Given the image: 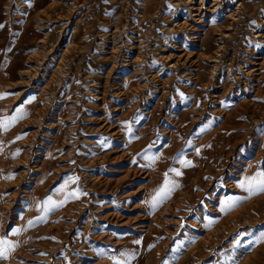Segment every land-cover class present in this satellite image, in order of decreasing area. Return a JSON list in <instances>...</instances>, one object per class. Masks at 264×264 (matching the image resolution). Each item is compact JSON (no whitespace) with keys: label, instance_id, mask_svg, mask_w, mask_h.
Returning <instances> with one entry per match:
<instances>
[{"label":"rangeland","instance_id":"1","mask_svg":"<svg viewBox=\"0 0 264 264\" xmlns=\"http://www.w3.org/2000/svg\"><path fill=\"white\" fill-rule=\"evenodd\" d=\"M0 25V264H264V0H0Z\"/></svg>","mask_w":264,"mask_h":264},{"label":"snow or ice","instance_id":"2","mask_svg":"<svg viewBox=\"0 0 264 264\" xmlns=\"http://www.w3.org/2000/svg\"><path fill=\"white\" fill-rule=\"evenodd\" d=\"M0 27H3V25H0ZM0 98H2V97H0ZM21 107H17L16 108V110H15L16 113H19L21 111ZM17 118L18 117L16 115H13L11 118L0 119V128H7L9 126V124L11 122H14L15 119H17ZM197 151H199V149H197ZM169 171L174 172L177 176L181 175V173L175 168L170 169ZM165 175L167 176V173H165ZM165 183L167 184L168 182L165 181ZM245 186H247V190L250 193L253 192V191H257V192L258 191H264V172H258L256 174V176L248 178L246 183H242L241 184V187H245ZM167 191H170V189H161V190H159L157 192V197L166 195ZM157 197H153V200H156ZM45 203H46L45 211H50L51 208L59 207L60 204L64 203V201H60L59 204H57L56 202H52L51 198H49L48 201H46ZM222 203H225L226 208H230V207L233 206L235 201L233 200V198H228L227 201H224ZM48 204H50L51 207H48L47 206ZM37 219L38 220L39 219H43V217H37ZM31 223L32 222L29 221V224H31ZM13 231H16V230L14 229ZM262 235H264V234H262ZM7 243L8 242L4 238H0V245H4V244H7ZM135 243H139V241H135ZM240 243H241V241L239 239H237L236 244L239 245ZM6 251H7V249L0 247V258H4L5 257Z\"/></svg>","mask_w":264,"mask_h":264},{"label":"bare ground","instance_id":"3","mask_svg":"<svg viewBox=\"0 0 264 264\" xmlns=\"http://www.w3.org/2000/svg\"><path fill=\"white\" fill-rule=\"evenodd\" d=\"M195 9H196V7H195ZM195 9H194V10H195ZM199 9H200V7H199V8H197L196 10L199 12Z\"/></svg>","mask_w":264,"mask_h":264}]
</instances>
